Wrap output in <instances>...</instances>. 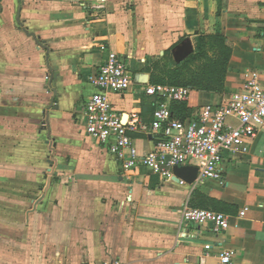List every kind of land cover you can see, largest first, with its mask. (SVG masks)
<instances>
[{
	"label": "crops",
	"instance_id": "crops-1",
	"mask_svg": "<svg viewBox=\"0 0 264 264\" xmlns=\"http://www.w3.org/2000/svg\"><path fill=\"white\" fill-rule=\"evenodd\" d=\"M135 29L143 60L127 52ZM213 35L231 49L224 90L190 88L172 105L181 121L239 91L249 71L264 81V0H0V264H216L226 250L232 264H264V125L245 155L223 156L222 183L164 181L140 163L124 171L85 133L89 79L114 52L133 82L108 99L123 123L137 115L147 129L129 133L137 155L152 151L159 100L144 93L147 69L161 50L188 41L193 54ZM185 207L227 215L229 227L187 223Z\"/></svg>",
	"mask_w": 264,
	"mask_h": 264
},
{
	"label": "built area",
	"instance_id": "built-area-1",
	"mask_svg": "<svg viewBox=\"0 0 264 264\" xmlns=\"http://www.w3.org/2000/svg\"><path fill=\"white\" fill-rule=\"evenodd\" d=\"M86 6L104 5L107 0H60ZM97 92L84 109L85 133L94 141L107 145L119 161L122 170L133 169L138 163L164 181L173 178L175 167L195 166L198 169L195 183L215 180L222 183L219 165L227 154L241 156L248 152L249 142L264 125V81L259 73L249 71L239 91L218 104L204 106L193 119L174 118L171 103L185 102L189 87L153 84L144 93L158 99L152 113L151 132L159 139L154 149L139 157L129 136L133 131H145L137 115L123 123L114 111L107 94L124 93L133 78L126 63L118 54L109 52L105 64L97 75L89 79ZM246 210L239 213L244 217ZM181 218L187 223L213 224L215 231L229 227L230 217L201 209L184 208ZM234 252L223 251L216 264H232Z\"/></svg>",
	"mask_w": 264,
	"mask_h": 264
},
{
	"label": "trees",
	"instance_id": "trees-1",
	"mask_svg": "<svg viewBox=\"0 0 264 264\" xmlns=\"http://www.w3.org/2000/svg\"><path fill=\"white\" fill-rule=\"evenodd\" d=\"M230 54L231 49L225 44V39L221 35L198 37L194 53L183 62L174 65L171 62L170 65L160 66L163 58L147 69L150 83L189 87L207 93H221L224 90ZM173 104L176 103H171V112ZM182 110L180 108V111Z\"/></svg>",
	"mask_w": 264,
	"mask_h": 264
},
{
	"label": "water",
	"instance_id": "water-1",
	"mask_svg": "<svg viewBox=\"0 0 264 264\" xmlns=\"http://www.w3.org/2000/svg\"><path fill=\"white\" fill-rule=\"evenodd\" d=\"M192 53V47L190 42L183 41L175 47L172 51L174 60L180 62L187 58ZM198 169L195 166H183L173 168V179L177 182L183 181L186 184H192L197 177Z\"/></svg>",
	"mask_w": 264,
	"mask_h": 264
},
{
	"label": "rangeland",
	"instance_id": "rangeland-1",
	"mask_svg": "<svg viewBox=\"0 0 264 264\" xmlns=\"http://www.w3.org/2000/svg\"><path fill=\"white\" fill-rule=\"evenodd\" d=\"M134 33H136L138 37H137V39L132 37L134 40H132V41L127 43V46H128L127 52L129 51V54L132 57H134L135 59L143 60L144 58H147V54H148L147 53V47H148L147 44L148 43L145 42V41L139 40V36L141 34V30L140 29H135ZM161 51H166V52H165V55H164V59L161 60V62H160V66H164V64L170 65L171 62H173L172 65H174L176 63V61L172 57L171 50H168V51L167 50H161ZM153 53L157 54V50L155 52L153 51ZM149 58L150 57L148 56V59ZM153 58H155V60H156V59L159 58V55L155 56ZM149 61H153V60H149Z\"/></svg>",
	"mask_w": 264,
	"mask_h": 264
}]
</instances>
